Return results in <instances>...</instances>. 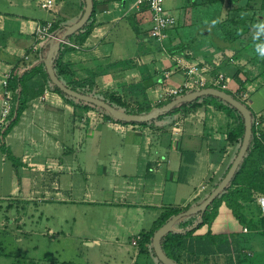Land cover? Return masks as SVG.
Returning <instances> with one entry per match:
<instances>
[{"label":"crops","instance_id":"0c3cea01","mask_svg":"<svg viewBox=\"0 0 264 264\" xmlns=\"http://www.w3.org/2000/svg\"><path fill=\"white\" fill-rule=\"evenodd\" d=\"M55 1L54 12L58 17L53 19L33 18L30 14L18 10L5 12L0 10V73L13 69L22 71L43 58L40 51L30 53L28 60L21 57L22 52L27 51L33 44L32 31L36 23L59 20L67 28L78 21L84 9L82 0ZM198 1L179 0L176 8H172L170 4L165 6L175 17L176 24L167 32L168 39L165 43L167 48L163 51L149 36L150 13L145 6H137L136 0H94L96 12L91 20L93 24L91 33L83 43H73L79 47L78 49L70 47L71 49L65 52L61 62L66 65L67 74L63 75V79L68 81L73 77L82 84L90 85L94 91H100L102 87L112 94L119 95L121 92L120 96L134 105L135 102L142 104L145 100L148 102L156 100L162 86L163 73L175 68L172 55L184 56L189 61L206 63L216 70L233 74L238 61L247 63L245 56L249 49L248 44H241L238 50L227 48L219 50V45L208 44L204 38L181 35V31H178L180 23L190 25L188 17L191 16L192 6L198 3L209 4L206 0ZM66 2L71 4L72 12L61 16ZM250 3L252 0H233L231 5L235 7L231 8L229 3L228 8L237 9L234 16L237 14L238 18L242 12L249 13L246 15L249 19L254 13L253 20L257 24L260 21L256 17H263L260 13L264 11H259L257 7L264 9V2L257 4L258 6H249ZM29 4L23 1V9L28 8ZM11 6L16 7L13 4ZM222 21L224 19L220 23ZM132 31L137 35L136 39L131 38ZM248 32L252 33V29L250 28ZM131 39L140 50L137 54H135L137 50L131 54L126 44V41ZM230 58L234 63H231ZM171 79L175 83H181L183 75L175 71ZM43 83V78L36 74L29 80L28 86L32 89L40 87ZM140 91L142 93L144 91L145 100L142 99ZM2 93L0 83V102ZM70 110L76 112V107L66 103L58 93L48 89L44 84L43 92L29 102L18 124L6 135L5 145L10 149L14 159L20 161L16 168L11 163L17 177L16 189L25 186H28L30 191L34 189L35 183L32 182L30 185L31 174L34 173L66 174L68 177L63 186L60 182H53L56 184L55 190L66 192L78 189L79 184L75 180L77 170L82 174L108 175L107 180L96 186L87 184L84 189L89 196L101 194L99 198H89L88 202L100 204L109 215V218L99 220L95 237H86L88 246L91 247L106 241L116 244L121 252L122 238L128 237L132 242L135 235H141L149 230L164 209L198 205L212 191V185L218 181L236 156V143L227 139L228 127L233 121L225 112L215 109L210 104L181 116L183 118L181 133L178 135L172 133V136H176L174 142L168 141L166 137L154 138L152 135L155 130L149 126L122 124L110 119L90 124L95 130L96 141H93L94 138L91 136L83 140L80 134L79 136L73 134L71 142L66 139L61 141L59 129L63 127L62 129L66 131L68 124L66 118ZM209 114H213L214 119ZM231 125L233 128L234 123ZM108 130L119 134V139L104 137L106 142L102 144V135ZM75 141L79 143L78 152L85 143L93 144L92 155L88 161L84 162L77 155L74 164L68 160L69 156L67 157L66 153H71V146ZM24 144L29 146L31 151L27 150L20 154V146ZM49 147L59 153L58 156L50 154L44 156L41 153ZM105 147V162H101L98 153ZM0 155L1 165L4 166L9 159L2 152ZM15 163L17 164V161ZM43 188L46 193L51 191L45 182ZM63 199L69 200L68 198L60 200ZM221 212L222 217L218 219L222 229L225 232L233 230L235 223L227 219L226 211L221 209ZM138 254L139 248L136 256ZM141 254L148 258L153 256L149 251ZM225 263L226 257L223 255L209 261V264Z\"/></svg>","mask_w":264,"mask_h":264},{"label":"rangeland","instance_id":"374dc122","mask_svg":"<svg viewBox=\"0 0 264 264\" xmlns=\"http://www.w3.org/2000/svg\"><path fill=\"white\" fill-rule=\"evenodd\" d=\"M23 1L30 3L28 8L23 9ZM232 1L233 0H228L227 2L226 0V2L222 3L203 5L198 3L196 6H192L193 9L190 11L191 16L189 15L188 17V23L190 25L180 23L181 26L179 25L178 31H181V35H194L200 39L204 38L208 44L219 45V50H224L225 48L240 49L241 44L249 45L251 39L260 40L264 38V32L256 27L261 22H264V11H262V13L259 12L263 17H256L258 21H260L257 24L254 23L255 20H253L254 13H252L253 16H251L250 19L246 17L249 13H240V20L242 22L246 21V23L250 22L251 24L249 27L252 29V33L250 32L246 36L249 40L244 38L243 40L228 41L224 38L223 34L221 35L224 30H233V25L230 21H224V29H221L220 26V21L222 19L226 20L227 16L233 17L236 12V10H230L228 8L229 3L231 8L235 7L231 5ZM11 2L13 5H16V7L11 6ZM178 2L179 0H165V6L170 4L172 8H176ZM198 2H200V0ZM262 2H264V0H252L249 6H258ZM238 3H240V1ZM257 8L259 11L264 10L259 7ZM0 10L2 12L18 10L19 12L30 14L33 18L38 19H53L58 17L54 11L48 12L41 9L37 4V0H2L0 3ZM175 10L176 9H173V11ZM71 12V4L66 2V6L61 11L60 15H69ZM249 34H252V36ZM257 35H259V37H257ZM130 36L133 39L137 38V35L133 31L130 33ZM133 39L126 41V44L131 54L136 50L135 54H137L140 50H138L137 45H134ZM153 41L159 47V44L154 39ZM164 46L166 50L167 47L166 45ZM257 53V48H250L246 51L245 57L247 63L237 60L238 64L235 65L234 71L236 72L237 69H241L246 72V75L242 71L239 72L238 78L242 84L239 85L236 79L235 81L233 79L234 82L231 86L232 89L237 88L246 93L248 100L246 104L252 112L260 115V130L264 131V67L258 62L260 57ZM73 79V77L70 78V80ZM77 81L80 82L79 80ZM101 89L100 91L95 90V92L105 97H109V95L112 94L107 92L108 90H105V88L101 87ZM254 91L256 92L253 93ZM140 94L141 97L143 96L142 99L145 100L146 96L144 91L143 93L140 91ZM250 94H252L251 97ZM119 95H121V92ZM131 102L134 103V101ZM136 103L137 102L134 104ZM142 104H150L151 107L156 108L158 103L157 100L152 102L145 100ZM73 106L76 107V112L70 110L68 113L66 118L68 119V124L66 125L67 132L62 129L63 127H60V140L63 141L66 139L71 142V138L74 136L73 134L76 136L80 134L83 140L91 136L94 138L93 141H96L95 130L92 129L93 126L90 124L106 120V111L91 105L84 108L77 101H75V105ZM213 107L217 109L215 106ZM209 115L214 119V116H212L213 114ZM162 116V119H157L149 126L155 130L152 136L154 138L157 136L166 137L168 141L172 140L174 142L176 136H172V127L175 122H180L182 126V115ZM232 123H234V121ZM231 124H229V130L232 127ZM67 133H69V135ZM119 136V134L108 130L102 135V144L106 142L104 137H112L116 140L119 139ZM78 144L79 143L75 141L73 146H71V153H66L67 157L69 156L68 160L70 159L72 164L76 161V155L84 162L88 161L92 155L91 150L93 149V144H91V142L85 143L84 147L82 146V150L79 152ZM29 148L30 147L26 144L20 146V154L25 151L27 152V150L31 151V148ZM236 148L237 144L235 146V149ZM105 151L106 147L103 148L102 151L100 149L98 153V159L101 162H105ZM17 153L19 156V152ZM41 153L44 156H49L48 154H50V156H58L59 154L55 152L52 147L44 149V152ZM95 154L96 153H93V155ZM15 161H17L18 165L20 164L18 159ZM11 163L12 161L8 160L5 162V165L2 166L0 155V264H134L135 262H137L136 264H161L154 256H149V258L144 254L136 256L138 246H132L131 239L129 240L128 237H125V239L122 238L123 242L120 245L121 252L116 244L113 245V243L110 244L106 241H101L99 245H95L94 247L88 246L86 237H95L99 220L102 218H109V215L107 210L100 206V204L88 202V200H90L89 198H99L101 194H90L89 196L84 189L87 184L96 186L103 180H107V174H82L77 170V172H75L77 175L75 180L79 184L77 185L78 189L72 192H66L63 190H55L54 187L56 184L53 183L60 182L63 186L68 177L66 174L53 172L41 175V173H34L31 174L32 179L30 185L32 182L35 183V185H33L34 189L30 191L28 186L24 188L18 187L16 189L17 177H15L16 175ZM43 182L47 183L51 189L49 193H46L43 188ZM80 187L82 189H80ZM46 197L47 199L44 200ZM61 198H68L69 200H60ZM254 203H256V201ZM250 239L253 240L245 244L243 253L249 257L248 259L250 261L264 264V238H257L254 236V233H251Z\"/></svg>","mask_w":264,"mask_h":264},{"label":"trees","instance_id":"16d2710c","mask_svg":"<svg viewBox=\"0 0 264 264\" xmlns=\"http://www.w3.org/2000/svg\"><path fill=\"white\" fill-rule=\"evenodd\" d=\"M206 1L209 4H215L223 0ZM83 5H85L84 1ZM83 10L84 9H82L81 15L83 13ZM95 12L96 8L95 2L93 0V12L90 20L81 30L69 36L66 39L68 42L76 44H81L84 42V40L91 33L93 27L91 20ZM235 16H227V19L224 20L230 21V23L233 25L234 30H224V32L222 33L224 38L228 41L242 40L244 38L246 39V36L249 33L248 31L250 28L247 29V27H249L250 23L249 25H247L246 21L242 22L240 20V17L237 19V15ZM224 21L220 23L221 29H224ZM235 25L238 26L235 27ZM64 31L65 25L62 24L59 20L55 21L51 29L52 34L54 36H60L62 33H64ZM257 37H259V35H257ZM251 40L252 41H250L249 46H247L249 49H256L258 45L264 46V38L260 40ZM48 48V46L44 45L40 48L39 51L42 53L43 58L38 63L26 67L19 72L15 69L11 70L12 77L10 78L8 84L9 90L12 94L11 111L5 125L0 128V152L4 153L7 159L12 161L15 168L18 164L14 162L15 159L12 156L10 149L5 145V137L18 124L23 112L28 107L29 102L43 92L44 84H46L48 89L58 93L62 97V99L70 105H75V101H77L84 108L90 106L87 103H83L67 96L50 81L43 62ZM70 49L71 48L66 46L65 44H61V48L54 62V70L57 77L67 87L80 93L89 94L94 97L100 98L112 105L114 108L126 113L145 114L152 110L153 107H151L150 104L136 103L132 105L126 102L122 96L117 94H111L109 95V97L101 96L94 90H92L90 85L82 84L75 79H69L68 81H65L63 79V75L67 74V69L66 65H64L61 60L65 52ZM257 52V55L260 57L258 62L262 65V67H264V55H262L261 52L258 51V48ZM241 71V69H237L233 75L234 81L236 79L239 85L242 84V82L238 78V73ZM242 72L246 75L245 71ZM36 74H39L41 78H43L44 83L40 87H33L32 89H29L28 82ZM227 93L235 97L231 92L227 91ZM172 99H169L162 103H158L156 107H161L170 102ZM207 104H211L218 110L225 112L227 116L234 121L233 128H231L227 132V139L228 141L237 144V148L235 151L236 155L244 133L243 119L236 109H234L232 106L225 103L221 99L212 96H205L190 103L180 104L169 110L164 115H187ZM245 105L248 107L247 104ZM250 112L252 117V136L250 138L247 150L229 184L206 208L202 220L197 226L191 228L190 230H186L187 228L192 227L197 222L199 217L198 213L184 216L174 223V231L164 235L161 240V247L164 253L178 264H209L210 260H215L219 255H223L224 257H226L225 264H253V262L248 259L249 257L245 255L243 251L245 249V244L253 240L250 239L251 233H254V236H256L257 238H264V216L261 214L259 206L254 203L257 196H264V131L260 130V135L256 136L253 127L255 112H252L251 110ZM105 114L107 119L114 120L115 122L122 124L140 125L143 127H148L157 119L159 120L163 118V116H160L157 119L147 123H128L125 121L115 120L107 112H105ZM230 165L231 162L228 164L220 179L212 186V190L225 176ZM190 207V205H187L183 208L168 207L164 209L158 216V218L153 222L149 230L141 233V240L138 243L139 254L149 251L155 257L151 245L153 234L174 215L184 212ZM221 209L222 211L227 212V219L233 220V222L235 223V228L233 230L225 232L222 229V226L220 225L218 219L222 217ZM136 263L137 262H135L134 264Z\"/></svg>","mask_w":264,"mask_h":264},{"label":"built area","instance_id":"2783aa9c","mask_svg":"<svg viewBox=\"0 0 264 264\" xmlns=\"http://www.w3.org/2000/svg\"><path fill=\"white\" fill-rule=\"evenodd\" d=\"M39 7L45 11L53 12L56 10L55 0H37ZM137 6H145L150 13L151 27L149 30V36L154 39L163 51L165 50V43L168 39V30L173 28L176 24L175 17L166 9L165 0H136ZM54 21H44L35 24L33 34V44L27 51H23L21 57L23 60L29 59L30 53H37L43 44L50 38L55 36L52 34L51 29ZM57 37H55L56 39ZM68 47L78 49L79 47L71 42L65 40L62 42ZM172 61L174 69L165 71L163 73V81L160 91L157 93V103L165 102L169 99L176 98L190 91L200 90L207 87L217 88L222 91L231 92L235 98L243 103H247V95L240 89H232L233 74L228 72L216 70L209 64L196 63L187 60L184 56L172 55ZM231 63H234L232 58L229 59ZM175 71L180 72L183 75L181 83H175L171 77ZM12 77V72L0 73V83L3 89L2 98L0 102V128H2L11 111V99L12 94L9 90L8 84ZM259 114L255 113L253 127L256 136L260 135V118ZM118 123V122H117ZM117 125V124H116ZM119 126V125H117ZM172 131L175 135L181 133V123L175 122L172 127ZM257 205L260 208L261 214L264 216V196H257L255 199ZM141 240V235L138 234L132 239V245H138Z\"/></svg>","mask_w":264,"mask_h":264},{"label":"water","instance_id":"95a60500","mask_svg":"<svg viewBox=\"0 0 264 264\" xmlns=\"http://www.w3.org/2000/svg\"><path fill=\"white\" fill-rule=\"evenodd\" d=\"M84 1V10L79 18L78 21H76L71 26L65 28L64 33H62L60 36L50 38L48 39L43 45L48 46V51L46 53V56L43 60L46 72L49 76L50 81L64 94H66L69 97H72L78 101L90 104L92 106L98 107L106 111L108 114H110L115 120L119 121H125L128 123H147L152 120L157 119L158 117L166 114L169 110L173 109L174 107L190 103L192 101H195L199 98L205 97V96H212L216 97L218 99H221L225 103L232 106L234 109H236L243 119V125H244V133L243 138L241 141V144L239 146L238 152L236 156L234 157L228 171L226 172L225 176L222 178V180L217 184V186L208 194V196L203 199L201 203H199L196 206L190 207L184 212H181L177 215H174L171 219H169L164 225H162L160 228L157 229V231L152 236V249L155 254V257L161 264H178L177 262L170 259L163 251L161 247V240L164 235H166L169 232L174 231L173 225L174 223L184 217L189 216L191 214H199L197 222L190 228H187L186 230H190L191 228L197 226L203 217V214L206 210V208L213 202V200L219 195L221 191L225 189V187L229 184L231 181L233 175L235 174L250 141V138L252 136V117L251 112L249 108L233 97L231 94L219 90L217 88L213 87H207L200 90L190 91L183 95H180L174 99H172L167 104L153 108L151 111L145 114H131L126 113L123 111H120L116 108H114L112 105L107 103L106 101L94 97L89 94H83L78 91H75L69 87H67L56 75L54 70V62L57 58V55L59 53V50L61 48L62 42H64L69 36L75 34L79 30H81L85 24L88 23V21L91 18L92 12H93V0H83Z\"/></svg>","mask_w":264,"mask_h":264},{"label":"clouds","instance_id":"9594fccd","mask_svg":"<svg viewBox=\"0 0 264 264\" xmlns=\"http://www.w3.org/2000/svg\"><path fill=\"white\" fill-rule=\"evenodd\" d=\"M256 27H258L262 32H264V22H261L259 25H257ZM258 51L261 52L262 55H264V46H257Z\"/></svg>","mask_w":264,"mask_h":264}]
</instances>
